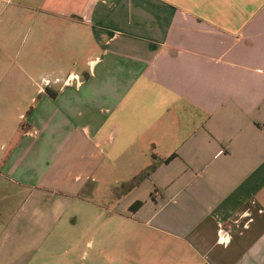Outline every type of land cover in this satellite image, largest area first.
I'll return each mask as SVG.
<instances>
[{"label":"crops","instance_id":"1","mask_svg":"<svg viewBox=\"0 0 264 264\" xmlns=\"http://www.w3.org/2000/svg\"><path fill=\"white\" fill-rule=\"evenodd\" d=\"M0 117V264H264V0H0Z\"/></svg>","mask_w":264,"mask_h":264},{"label":"rangeland","instance_id":"2","mask_svg":"<svg viewBox=\"0 0 264 264\" xmlns=\"http://www.w3.org/2000/svg\"><path fill=\"white\" fill-rule=\"evenodd\" d=\"M25 39L24 40H22V39H20V41H19V47H18V49L16 48V47H14L12 50H14V49H17V51H19V53L18 52H16V54H14V55H16V56H24V53H25V51H26V43H25ZM10 54H13V53H15V52H9ZM39 80H41V79H39ZM49 80V83L51 84L52 83V80L51 79H48ZM47 81V80H46ZM46 81H44V84H42L43 86H49V84L48 83H46ZM41 82V81H40ZM50 87H52V86H50ZM0 119H1V117H0ZM25 122V121H24ZM37 127H40V126H38V125H35V126H31V130H32V132L33 133H35V134H38L39 132V130H40V128H37ZM35 128H37V130L35 129ZM54 128H56V126H53V128H51V131H54ZM47 131V130H46ZM113 193H115L116 194V192H119V193H121L122 192V190H114V191H112ZM99 196H101V195H99Z\"/></svg>","mask_w":264,"mask_h":264},{"label":"built area","instance_id":"3","mask_svg":"<svg viewBox=\"0 0 264 264\" xmlns=\"http://www.w3.org/2000/svg\"><path fill=\"white\" fill-rule=\"evenodd\" d=\"M222 230V229H221ZM220 240L222 241V237L220 236Z\"/></svg>","mask_w":264,"mask_h":264},{"label":"trees","instance_id":"4","mask_svg":"<svg viewBox=\"0 0 264 264\" xmlns=\"http://www.w3.org/2000/svg\"><path fill=\"white\" fill-rule=\"evenodd\" d=\"M136 206V205H135Z\"/></svg>","mask_w":264,"mask_h":264}]
</instances>
